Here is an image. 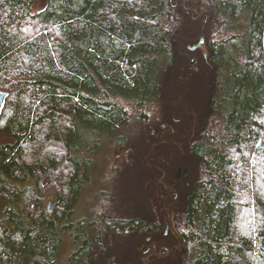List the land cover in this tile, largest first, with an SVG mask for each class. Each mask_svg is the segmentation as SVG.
Here are the masks:
<instances>
[{
	"label": "trees",
	"instance_id": "obj_1",
	"mask_svg": "<svg viewBox=\"0 0 264 264\" xmlns=\"http://www.w3.org/2000/svg\"><path fill=\"white\" fill-rule=\"evenodd\" d=\"M34 1L0 0V264H60L61 235L93 169L87 155L101 145L131 154L129 179L116 198L102 197L129 208L106 220L107 236L127 239L138 226L157 235V219L143 227V209L168 201L174 247L168 257L155 245L156 264H264V0H188L198 21L168 0H46L30 14ZM204 16L203 53L174 84L184 62L171 38H194ZM106 172L104 189L115 174ZM154 180L176 199L148 190ZM103 222L100 239L95 224L75 226L79 245L63 264L130 263L129 244L93 257Z\"/></svg>",
	"mask_w": 264,
	"mask_h": 264
},
{
	"label": "rangeland",
	"instance_id": "obj_2",
	"mask_svg": "<svg viewBox=\"0 0 264 264\" xmlns=\"http://www.w3.org/2000/svg\"><path fill=\"white\" fill-rule=\"evenodd\" d=\"M168 2L172 5L173 8L177 7L178 5H182L183 2H185V0H177V4L176 6H173L175 4V0H168ZM47 5L46 0H35L31 5H30V14H36L40 11H42ZM193 14V12H192ZM207 20V19H206ZM203 24V22H202ZM206 24V23H205ZM202 26V25H201ZM200 26V27H201ZM205 28V27H204ZM200 30V28H199ZM199 32V31H198ZM204 33V31H203ZM198 35V34H197ZM197 36H195L194 38L190 39V40H194L196 39ZM172 42L174 43V45L176 46V52L178 53V56L183 60L184 64L183 66H181L182 68H180L178 70V73L173 74V82L174 84H179V82L182 80L181 75H182V69H186L185 65L187 64V61L192 59L193 53H197L200 52V54L203 53V49L201 47L196 48L195 50L191 51L188 46H191L192 44L186 42V38L183 37H172L171 38ZM188 41V40H187ZM203 41V40H202ZM201 46V45H200ZM186 62V63H185ZM187 74V72H185ZM1 91V90H0ZM172 110L175 111L174 112V116L172 115V112H170V120H174V121H178L179 118L177 116H179L177 114V107L175 104H172ZM162 107V102L157 103V105H155V107H153V114L155 113V111L159 112V109ZM170 109V108H169ZM136 110V109H135ZM172 117V118H171ZM148 126L152 128L153 126V122H148ZM139 130V129H138ZM146 130V128L144 127V131ZM152 131V130H151ZM162 132L165 134L168 132V129H165L164 126H162ZM168 139L166 138V136L161 140V146L164 147H168L170 146ZM109 148V149H108ZM170 148V147H168ZM184 146L180 145V150L183 151ZM172 153V157H174V152L170 151ZM180 154V153H179ZM88 158L92 161L93 164V169H90V175L89 177L85 180V182L83 183L82 187L79 189V194L76 195V198H74V203L72 206L73 209V214H72V220H71V224H72V229L68 230L66 232H63L61 235V244L59 246V254H58V260L60 264H63L66 259L70 256V252H72L76 246L78 247L77 243L73 241L72 239V232L75 231L77 224L79 222L81 223H87L89 224V222L87 220L93 219L95 220L94 222L98 223H93L92 225H90L93 228V225L95 226L94 228H96V232H93L96 237L99 238V225H100V221H104L103 222V236L104 239L103 242L105 244H96L95 248L96 251L94 253V258L95 256H98L99 254L102 253L103 249H105L108 245V249H109V253H108V257H110L111 255L115 254V253H120L121 250H123L124 248H126V245L129 244L126 243L124 244V242H126V237L123 236L122 231L117 232V231H113L112 229H109L108 232V236L105 234V230L107 229L106 226V220H111L114 219V217H120L122 215V213H126V210H128V206L125 205L124 207H119L117 208V205H114V201H109L105 202V199H102V197H104L106 195V193L108 195L114 196L115 198L117 196V190H120L123 187V180H128L129 176L126 173H129L128 170V165L131 164V162H128L130 160V152H129V145H121V146H109L107 147L106 145H101L100 147H98L97 149H95L93 154H89L88 153ZM146 162H144L143 164H145ZM187 167L191 166V163H187L186 164ZM141 166H143L141 164ZM106 170H104V168ZM110 171L111 173L114 172L115 174H110V176H108V178L105 181V189L104 186H101V182H102V177L105 173H107L106 171ZM133 170V169H131ZM134 177V175H132ZM97 179V180H96ZM111 179H115L112 180ZM88 181H91L90 184L88 185ZM111 182V184H110ZM21 186H23L24 184H21ZM88 185V186H87ZM125 187V186H124ZM109 189H112L110 191H108ZM125 189V188H124ZM96 190L98 191V197L96 196ZM174 195V193H170V196ZM173 199H176V195H174ZM105 202L106 205H104L103 201ZM50 204L47 212H50L52 209V206L54 204V199L49 197L47 198V200L44 202L45 205ZM101 203L103 205H101ZM127 208V209H126ZM99 209V210H98ZM1 207H0V217H1ZM125 210V212H124ZM159 211H161L160 209H158ZM103 213H106L107 216H103ZM96 214V215H95ZM95 215V216H94ZM162 215V213H161ZM87 218L86 220H82L81 218L83 217ZM94 216V218H92ZM122 219V218H121ZM124 219V218H123ZM116 221V220H115ZM114 221V222H115ZM80 224V223H79ZM88 228V226H87ZM93 228V229H94ZM114 228V226L112 227ZM100 239V238H99ZM92 260V259H91ZM103 261V260H102Z\"/></svg>",
	"mask_w": 264,
	"mask_h": 264
},
{
	"label": "flooded vegetation",
	"instance_id": "obj_3",
	"mask_svg": "<svg viewBox=\"0 0 264 264\" xmlns=\"http://www.w3.org/2000/svg\"><path fill=\"white\" fill-rule=\"evenodd\" d=\"M183 4L186 7L187 3L183 2L182 5ZM182 5H181V7H182ZM194 40H189V41L186 40V42L192 44L191 46H193L196 43V42H194ZM191 46H188V48H190ZM199 47H200V45L197 48H199ZM191 51H193V50H191ZM187 66H188V64H187ZM185 72H187V74ZM189 75H190V72H189V69H187L186 71H184L182 73L181 79L185 80V79H187V77H189ZM146 170H147V168H146ZM146 178L150 179L151 176H147ZM155 180L153 182H151L150 184L146 185L145 187L146 188L149 187L148 190L152 188L154 193L157 192L158 189H161L165 195H168V193L171 192V191H167L169 189L167 185L156 184ZM162 197H163V195L159 196V198H162ZM166 198H167V196H166ZM161 203H164V201H161ZM154 204H155V202L152 201L151 205L154 206L152 208L153 213L151 212V208H146V209L144 208L143 209L144 215L148 219V223L144 224L143 227L152 229V231H153L154 228H156L155 220L157 219V222H158L157 227L160 229V232L157 235H156V233H153V234L150 233L146 236H141L140 232H139L141 227L138 226L136 228L137 232L132 234V236H130L129 238H127L129 241V245L132 246V248H130V250H129L128 257H127L128 258L127 262H130L129 264H132V262H133V264H156V262L159 260L160 257H156L154 255V246L155 245H159V246L165 245L166 256H168V257L171 256V253H172L173 247H174V243H173L174 239L170 233L171 232V224L168 221L169 211H168V207H166L168 204V201H166V206L161 208L162 215L158 214V212H157L158 206H155ZM153 214L155 216H153ZM89 226H90V223H89ZM101 226L100 227L103 229V225H101ZM113 226H114V224H113ZM166 226L168 229L165 232ZM177 244H178L179 249L178 250L175 249L174 252L178 257H181L182 253H183V247L181 246L179 241L177 242ZM167 247H168V249H167ZM76 250H77V246L72 252H76ZM123 251H124V249L121 250L120 253ZM161 253H162V251H161ZM70 254H71V252H70ZM67 259H66V261H67ZM159 264H171V259H169L168 261H165V258L162 257V260H161V262H159Z\"/></svg>",
	"mask_w": 264,
	"mask_h": 264
},
{
	"label": "water",
	"instance_id": "obj_4",
	"mask_svg": "<svg viewBox=\"0 0 264 264\" xmlns=\"http://www.w3.org/2000/svg\"><path fill=\"white\" fill-rule=\"evenodd\" d=\"M187 1L188 0H186L185 3ZM176 3H177V0H175V4L173 6H176ZM182 7L185 10V12L189 13L191 19H193L195 21H197L199 19V17H193L192 11L190 9L185 8L184 7V4L182 5ZM205 23H206V16H204L203 24L200 27V30H199L198 35H197V38L195 39L196 43L189 48L190 50H194L202 42V40H203V31H204ZM6 98H7V93L6 92H3V91H0V114L2 112V109H3L4 105H5ZM49 205H50L49 203L46 205L47 209H48ZM167 229L168 228L166 226L165 227V232L167 231Z\"/></svg>",
	"mask_w": 264,
	"mask_h": 264
}]
</instances>
